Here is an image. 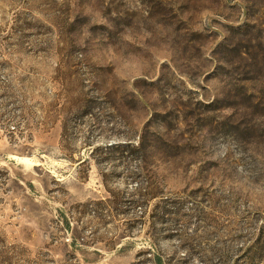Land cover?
I'll return each instance as SVG.
<instances>
[{
  "label": "rangeland",
  "instance_id": "obj_1",
  "mask_svg": "<svg viewBox=\"0 0 264 264\" xmlns=\"http://www.w3.org/2000/svg\"><path fill=\"white\" fill-rule=\"evenodd\" d=\"M0 264H264V0H0Z\"/></svg>",
  "mask_w": 264,
  "mask_h": 264
},
{
  "label": "bare ground",
  "instance_id": "obj_2",
  "mask_svg": "<svg viewBox=\"0 0 264 264\" xmlns=\"http://www.w3.org/2000/svg\"><path fill=\"white\" fill-rule=\"evenodd\" d=\"M25 158V157H24ZM23 160V158H21ZM29 161V160H28Z\"/></svg>",
  "mask_w": 264,
  "mask_h": 264
}]
</instances>
